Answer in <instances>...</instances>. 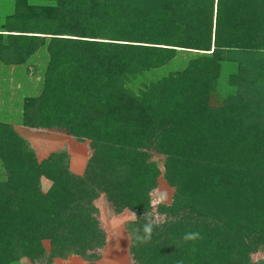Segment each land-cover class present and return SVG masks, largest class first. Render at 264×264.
I'll return each instance as SVG.
<instances>
[{
	"label": "trees",
	"instance_id": "1",
	"mask_svg": "<svg viewBox=\"0 0 264 264\" xmlns=\"http://www.w3.org/2000/svg\"><path fill=\"white\" fill-rule=\"evenodd\" d=\"M179 51L190 54L179 70L146 78ZM36 55L34 84L9 75ZM221 60L236 71L217 104ZM0 68V264H96L100 196L134 216L128 264H264L250 256L264 244V0H13ZM12 116L86 141L82 171L65 149L37 158ZM159 175L173 192L154 211Z\"/></svg>",
	"mask_w": 264,
	"mask_h": 264
},
{
	"label": "rangeland",
	"instance_id": "2",
	"mask_svg": "<svg viewBox=\"0 0 264 264\" xmlns=\"http://www.w3.org/2000/svg\"><path fill=\"white\" fill-rule=\"evenodd\" d=\"M13 0H0V20L4 15L12 11ZM188 52L179 51L176 57L171 60L166 66L158 68L146 73V78L156 80L170 71H177L183 66V62L188 58ZM42 63V55H36L28 63H23L18 66H7L9 75L15 72L24 75L25 72L29 75V80L34 84L36 81L37 68ZM221 71L216 84V90L212 95V103H220L225 96L233 92V88L228 85L229 76L236 71V64L233 62L220 61ZM1 69V68H0ZM3 79L0 71V80ZM10 81V78L6 79ZM27 80V83L30 82ZM10 83V82H8ZM10 95H16V89L8 91ZM15 129L29 142L34 149L37 158L45 156L48 152L56 149H65L69 155L70 169L76 172L82 170L85 160L89 155V148L86 141H77L72 137L56 131H48L42 129H31L16 122L17 116H12ZM15 120V121H14ZM153 158L158 162L160 169H162V158L156 154ZM45 178H41V187L45 189L48 185ZM173 188L159 175L155 188L150 192L151 206L155 211L157 201L162 193H165L167 199L160 203H169L171 201ZM96 205L99 210V217L101 224L105 230L106 244L101 251L100 258L94 260L97 264H128L127 248L129 243V235L125 231V222L133 218L130 211H123L118 214L110 212L107 205L104 203L102 196L96 200ZM163 216L154 212V220H162ZM251 259L264 258V244H261L257 250L251 253ZM13 264H33L25 258L19 259ZM45 264H88V260L75 255L69 254L65 258H54L52 262Z\"/></svg>",
	"mask_w": 264,
	"mask_h": 264
},
{
	"label": "clouds",
	"instance_id": "3",
	"mask_svg": "<svg viewBox=\"0 0 264 264\" xmlns=\"http://www.w3.org/2000/svg\"><path fill=\"white\" fill-rule=\"evenodd\" d=\"M167 199V196L165 193H162L159 197V200L157 203L163 202ZM134 218V216H133ZM147 222L143 226V235H137L136 240L140 242H146L147 240L151 239L152 231H153V221L151 219L146 218ZM199 238L198 232H191L186 233L183 237L185 241H194Z\"/></svg>",
	"mask_w": 264,
	"mask_h": 264
},
{
	"label": "crops",
	"instance_id": "4",
	"mask_svg": "<svg viewBox=\"0 0 264 264\" xmlns=\"http://www.w3.org/2000/svg\"><path fill=\"white\" fill-rule=\"evenodd\" d=\"M83 169V168H82ZM73 171V170H72ZM82 171V170H81ZM81 171H79V172H77V173H80ZM74 172H76V171H74ZM97 264H99V263H97Z\"/></svg>",
	"mask_w": 264,
	"mask_h": 264
}]
</instances>
